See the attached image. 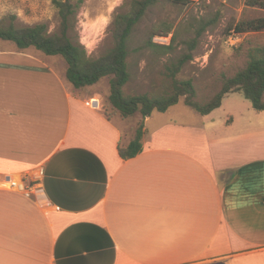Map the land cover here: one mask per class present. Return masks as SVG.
Here are the masks:
<instances>
[{
	"label": "crops",
	"instance_id": "obj_1",
	"mask_svg": "<svg viewBox=\"0 0 264 264\" xmlns=\"http://www.w3.org/2000/svg\"><path fill=\"white\" fill-rule=\"evenodd\" d=\"M7 42L0 264H264V111L177 103L123 159L137 124L107 116L110 82L76 88L58 55Z\"/></svg>",
	"mask_w": 264,
	"mask_h": 264
},
{
	"label": "rangeland",
	"instance_id": "obj_2",
	"mask_svg": "<svg viewBox=\"0 0 264 264\" xmlns=\"http://www.w3.org/2000/svg\"><path fill=\"white\" fill-rule=\"evenodd\" d=\"M131 1L85 0L70 30L73 40L84 45L93 58L106 53L114 45V17L119 12L128 11ZM261 15H264V10L246 7L245 0H191L187 4L158 0L148 10L129 41L128 61L132 77L125 91L129 94H151L170 84L171 78L164 75L165 64L189 52L187 40L194 38L198 28L205 25L198 36L196 48L191 51L192 58L186 62L177 78H192L197 91L194 100L200 103L209 101L221 89L223 75L231 76L246 65L247 57L239 50L240 44L246 40L264 44V31L239 34L232 30L228 33L227 27L241 19ZM42 22L47 24L50 33L60 32L61 19L52 0H0V25L21 27ZM165 24L172 26V32L168 36H155L154 40L168 44L176 34L175 49L169 54H158L145 42L154 28H163ZM6 42L0 41V44ZM58 57L66 62L61 55ZM109 78L104 77L96 86L102 84L107 88ZM224 98L223 107L216 114L225 120L231 117L227 116V110L236 113L235 117L248 110L255 112L250 99L243 93H230ZM184 100L183 96L178 103L186 108ZM140 119V113L130 117L135 124Z\"/></svg>",
	"mask_w": 264,
	"mask_h": 264
},
{
	"label": "trees",
	"instance_id": "obj_3",
	"mask_svg": "<svg viewBox=\"0 0 264 264\" xmlns=\"http://www.w3.org/2000/svg\"><path fill=\"white\" fill-rule=\"evenodd\" d=\"M174 4H187L191 0H170ZM85 0H52L60 16V32L50 33L46 23L18 27L14 24L0 25V40L11 41L23 50L34 47L47 55H61L67 62L66 78L76 87L85 88L99 82L102 78L110 77V94L107 103L111 110L106 109L108 117L120 114L128 118L140 113L141 119L135 128L131 141L127 145L119 144V155L129 159L139 154L145 135L144 119L154 111L165 112L177 104L181 97L185 103L202 114H208L222 105L223 98L233 92L243 93L258 111H264V44H254L248 40L240 44V51L247 57L246 65L231 76H222L219 92L209 101L200 103L194 100L196 87L192 78L178 79L177 75L186 62L192 58V53L198 43V36L205 29L201 25L194 38L187 40L189 52L181 55L175 61L165 64L164 75L171 78V83L162 86L154 93L129 94L125 87L130 82L132 73L128 57L130 55L129 41L134 30L158 0H132L128 11L119 12L113 20L114 45L106 53L93 58L86 47L73 40L70 30L74 19ZM248 8L264 10V0H245ZM244 34L264 31V15L241 19L231 23L227 32ZM172 26L154 28L145 45L155 53L169 54L175 49L176 34L168 44L154 40L155 36H168Z\"/></svg>",
	"mask_w": 264,
	"mask_h": 264
},
{
	"label": "built area",
	"instance_id": "obj_4",
	"mask_svg": "<svg viewBox=\"0 0 264 264\" xmlns=\"http://www.w3.org/2000/svg\"><path fill=\"white\" fill-rule=\"evenodd\" d=\"M11 184L13 186H16L20 190H23L25 188V185L22 182H15V181H13Z\"/></svg>",
	"mask_w": 264,
	"mask_h": 264
}]
</instances>
